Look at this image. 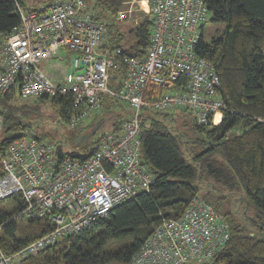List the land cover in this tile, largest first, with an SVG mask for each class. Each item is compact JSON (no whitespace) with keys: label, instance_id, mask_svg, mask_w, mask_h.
Wrapping results in <instances>:
<instances>
[{"label":"built area","instance_id":"obj_1","mask_svg":"<svg viewBox=\"0 0 264 264\" xmlns=\"http://www.w3.org/2000/svg\"><path fill=\"white\" fill-rule=\"evenodd\" d=\"M16 1V0H15ZM19 25L0 35V92L16 87L24 99L72 96L68 128L76 129L99 114L106 95L128 105L131 116L118 130L104 132L85 159L58 155L55 143L31 130L0 145V199L18 195L16 217L41 220L47 230L0 264H22L60 239L80 233L117 204L150 188L153 176L139 163L144 108L185 109L207 126L224 101L212 63L195 52L209 10L204 0H121L111 18H93L84 0H53L32 9L17 3ZM152 18L142 56L109 49L114 28L125 21ZM71 52L69 69L51 78L41 62ZM114 57L122 63L121 75ZM3 119L0 114V138ZM86 141V140H85ZM228 225L211 205L194 198L177 218L163 219L127 264H196L209 262L225 246Z\"/></svg>","mask_w":264,"mask_h":264},{"label":"trees","instance_id":"obj_2","mask_svg":"<svg viewBox=\"0 0 264 264\" xmlns=\"http://www.w3.org/2000/svg\"><path fill=\"white\" fill-rule=\"evenodd\" d=\"M84 2L95 19L111 18L121 7V0ZM204 2L209 10L207 21L223 25L208 41L201 34L195 46V52L210 61L219 76L225 106L218 123L213 124V116L207 126L194 119L193 130L202 136L192 137L166 121L170 112L144 108L139 117V158L153 176L150 188L22 264H127L163 219L179 217L194 198L211 205L229 232L223 249L201 264H264V0ZM17 3L23 5L21 0H0L1 36L20 23ZM151 26L150 15L141 16L137 23L125 21L114 28L109 49L118 46L127 55L142 56ZM114 59L117 68L110 70L111 87L116 84L113 75L120 76L122 71L120 59ZM122 106V101L106 95L96 120L70 129V94L24 100L12 87L0 92V145H6L25 129L38 138L53 140L48 133L38 134L33 128L46 117H56L57 124L66 126L65 133H59L62 142L53 137L56 153L85 159L94 152L104 132L118 130L131 116ZM154 114H161V119ZM47 120L42 122L43 129L51 125ZM236 128L241 131L233 132ZM89 133L86 141L76 142L79 136ZM67 139L69 145L64 152L62 145ZM242 196L246 197L244 203ZM21 207L18 195L0 199V246L6 253L20 249L47 230L41 220L16 217Z\"/></svg>","mask_w":264,"mask_h":264},{"label":"rangeland","instance_id":"obj_3","mask_svg":"<svg viewBox=\"0 0 264 264\" xmlns=\"http://www.w3.org/2000/svg\"><path fill=\"white\" fill-rule=\"evenodd\" d=\"M53 0H21L22 2V7H31V6H34V5H38L40 6L41 4H48L49 2H51ZM128 23H131L130 21ZM222 24L220 23H211L210 21H207V19L203 22V32H202V35H203V39L205 41H208L210 39L211 36L213 35H216L218 34V32L222 29ZM58 56L60 57L61 62H62V67L65 68V71L67 72V69H69V62H70V58H71V52H69L68 50H61L58 52ZM52 59V58H51ZM49 64L47 65H44V71L47 73V70H48V66ZM43 66V64H42ZM41 66V67H42ZM43 68V67H42ZM123 110H126V112L130 111L129 108H128V105L125 104L123 102V106L122 108ZM49 112H51V110H49ZM153 114V113H152ZM155 117H158L161 119V114H154ZM90 120L92 119H97L98 118V114H92L90 116ZM166 117V121L169 123H172V126L175 128V129H181L182 131L186 132L188 135L192 136V137H201L202 134L199 133V132H196L193 130L194 128V125H195V122H194V117L193 115L188 112L187 110H184V109H177L176 111H171L170 112V115H167L165 116ZM170 117L172 118V120L170 121ZM220 113H215L214 116H213V119H212V122L213 124H216L218 123V121L220 120ZM47 120V117L45 118ZM52 120H47L49 123H51L50 127L49 128H45L43 129L42 128V122L43 121H46V120H41L40 121V125H37L35 128H33V131H35L36 133L38 134H41V133H48L53 140H51L50 138L46 137L47 139H50L51 141H55V138L54 135L56 136V139H58L60 142H62L61 140H63V135H59L60 131H62V133H65L66 131V126L64 125H61V124H57L56 120L57 118L54 117V118H51ZM184 123V125L182 124ZM237 131H241V128H236L233 132H237ZM13 135H16V134H13ZM47 135V134H46ZM48 136V135H47ZM68 142V143H67ZM67 142H63V145H62V150L65 152L67 151V148H68V145H69V141L67 139ZM204 185V184H202ZM237 196V195H235ZM246 197L245 196H242V202H246ZM6 204H11L9 202H5ZM236 201H235V204L236 205ZM243 206L240 205L239 207V210H242ZM114 264H118V263H114ZM196 264H200V263H196Z\"/></svg>","mask_w":264,"mask_h":264},{"label":"crops","instance_id":"obj_4","mask_svg":"<svg viewBox=\"0 0 264 264\" xmlns=\"http://www.w3.org/2000/svg\"><path fill=\"white\" fill-rule=\"evenodd\" d=\"M52 2V1H51ZM50 3V2H49ZM48 3V4H49ZM43 5V4H41ZM46 5V4H45ZM38 5H34V6H31V7H37ZM26 8V7H25ZM61 51V50H60ZM62 59H60V57L57 55L55 57H53L52 59H46V60H43L41 62V66L43 64V69H44V65H47L49 64L47 67H48V70H47V74L55 79V80H60L64 74H65V68L62 67V62H61ZM68 69V68H66Z\"/></svg>","mask_w":264,"mask_h":264},{"label":"water","instance_id":"obj_5","mask_svg":"<svg viewBox=\"0 0 264 264\" xmlns=\"http://www.w3.org/2000/svg\"><path fill=\"white\" fill-rule=\"evenodd\" d=\"M97 128H98V127L95 126L94 130H96ZM94 130H93V131H94ZM90 134H91V133H89L88 135L83 134V135L79 136V137L76 139V142L83 143L85 140H87V138L90 136ZM139 163H140L141 165H144V161H143L142 159L139 160Z\"/></svg>","mask_w":264,"mask_h":264}]
</instances>
